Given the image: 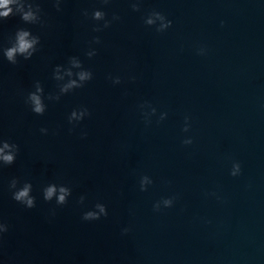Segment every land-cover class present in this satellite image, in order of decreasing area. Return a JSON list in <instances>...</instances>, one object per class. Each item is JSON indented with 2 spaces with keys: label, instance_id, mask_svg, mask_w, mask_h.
<instances>
[{
  "label": "water",
  "instance_id": "obj_1",
  "mask_svg": "<svg viewBox=\"0 0 264 264\" xmlns=\"http://www.w3.org/2000/svg\"><path fill=\"white\" fill-rule=\"evenodd\" d=\"M40 3L43 27L19 16L0 22V47L18 27L41 36L31 60L12 65L0 54V137L20 146L15 164L0 168L8 224L0 264H264V0H143L138 12L112 0L104 10L121 19L100 33L82 15L99 0H65L60 11L53 0ZM153 9L172 27L145 25ZM96 35L102 43L88 59ZM71 55L94 79L37 116L27 93L36 80L56 91L52 70ZM145 101L157 109L150 125L139 109ZM81 105L91 116L70 131L67 116ZM161 112L168 116L157 123ZM233 161L241 164L235 177ZM145 174L153 184L141 191ZM13 177L33 183L35 208L12 199ZM53 181L72 188L66 205L43 199ZM170 196L171 208L154 210ZM98 201L108 216L82 220Z\"/></svg>",
  "mask_w": 264,
  "mask_h": 264
},
{
  "label": "clouds",
  "instance_id": "obj_2",
  "mask_svg": "<svg viewBox=\"0 0 264 264\" xmlns=\"http://www.w3.org/2000/svg\"><path fill=\"white\" fill-rule=\"evenodd\" d=\"M57 11L61 10V5L65 0H53ZM112 0H99L100 7H93L91 11L87 8L82 10V15L86 19L94 21L93 32L100 33L104 29L112 26L121 17L113 13L111 19L108 18V13L104 10V6L110 5ZM128 3L133 11H140L143 0H128ZM11 16H19L26 25L39 24L42 27L45 24L43 19V8L40 0H0V22L6 21ZM145 25L154 26L157 32L163 33L172 27V20H170L164 13L155 9L149 11L142 17ZM102 22V23H101ZM102 43L99 35L93 36L89 41V46L85 55L88 59H92L97 55L98 49L93 45H100ZM41 46V36L34 33L30 28L18 27L15 32L9 37L7 46L0 47V54L6 61L12 65L20 62V58L24 61L31 60L33 56L39 51ZM205 49L201 47L198 49L199 54H205ZM52 78L56 81V91L45 92L44 85L40 80H36L33 89L30 90L25 97V104L37 116H43L48 110L50 102H59L63 96L75 92L78 89L84 88L90 81L94 79V72L90 67H85L84 61L78 55H71L64 64H56L52 70ZM108 79L113 85L122 83L119 75H108ZM135 79V77H132ZM144 122L146 125L152 123V117L157 114V109L148 101L139 105ZM91 116V111L86 105H81L73 108L67 116V122L72 127L70 131L74 130L81 122ZM168 116L167 112L159 113L157 123L165 120ZM191 128L190 117H184L183 132H189ZM49 129L41 127L40 132L47 134ZM82 136H86L87 132L82 131ZM184 145H191L193 143L192 137L183 139ZM20 152V146L16 142L10 141L0 137V168L11 166L15 164L17 156ZM241 173V164L238 161H233L231 168V175L238 176ZM153 184L152 178L145 174L140 177L139 188L141 191H147L149 186ZM8 190L11 197L18 204L27 209L36 207L37 197L33 195V183L30 180L21 181L18 177H13L8 184ZM42 197L47 202L55 201L57 206L66 205L69 198L72 196V188L65 183H58L56 181L45 184L42 189ZM176 200L175 196L162 197L153 205L155 211H160L161 208H171ZM86 195L79 197L78 203L84 205ZM55 214V210H52ZM108 208L105 203L96 202L92 207L88 208L82 214L84 221H97L102 217L108 216ZM8 231V224L0 219V238ZM129 228H124L123 232L127 233Z\"/></svg>",
  "mask_w": 264,
  "mask_h": 264
}]
</instances>
